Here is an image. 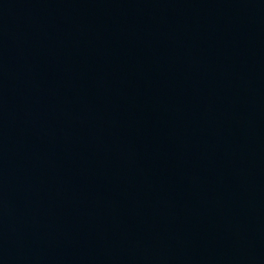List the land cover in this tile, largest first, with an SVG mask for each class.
Listing matches in <instances>:
<instances>
[{"label": "water", "instance_id": "water-1", "mask_svg": "<svg viewBox=\"0 0 264 264\" xmlns=\"http://www.w3.org/2000/svg\"><path fill=\"white\" fill-rule=\"evenodd\" d=\"M0 264H264V0H0Z\"/></svg>", "mask_w": 264, "mask_h": 264}]
</instances>
